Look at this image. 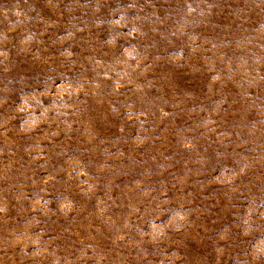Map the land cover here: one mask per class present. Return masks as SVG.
Instances as JSON below:
<instances>
[{
    "label": "rangeland",
    "instance_id": "rangeland-1",
    "mask_svg": "<svg viewBox=\"0 0 264 264\" xmlns=\"http://www.w3.org/2000/svg\"><path fill=\"white\" fill-rule=\"evenodd\" d=\"M0 264H264V0H0Z\"/></svg>",
    "mask_w": 264,
    "mask_h": 264
}]
</instances>
